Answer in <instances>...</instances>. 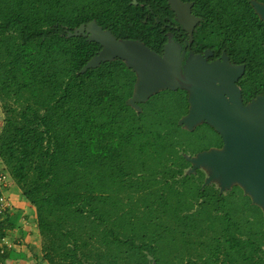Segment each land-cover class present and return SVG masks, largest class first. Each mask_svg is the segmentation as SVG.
Listing matches in <instances>:
<instances>
[{"label":"trees","instance_id":"16d2710c","mask_svg":"<svg viewBox=\"0 0 264 264\" xmlns=\"http://www.w3.org/2000/svg\"><path fill=\"white\" fill-rule=\"evenodd\" d=\"M194 1L198 45L242 63L244 104L264 95V19L252 4L264 0ZM167 12V0H0V160L35 207L48 264H264L262 208L238 184L221 191L190 171V157L223 140L205 121L179 122L188 90H159L136 109L125 60L82 71L101 45L70 35L81 24L162 55L154 16Z\"/></svg>","mask_w":264,"mask_h":264},{"label":"water","instance_id":"95a60500","mask_svg":"<svg viewBox=\"0 0 264 264\" xmlns=\"http://www.w3.org/2000/svg\"><path fill=\"white\" fill-rule=\"evenodd\" d=\"M168 1L176 20L191 31L198 21L190 12L192 3ZM252 4L256 13L264 19V3L252 1ZM80 34L101 45L82 71L118 57L136 72L134 92L127 101L132 107L139 109V102L159 90L186 88L189 108L179 122L192 129L205 121L223 140L220 148L190 157V171L199 167L206 169L205 184L219 178L221 191L238 184L253 203L264 209V95L243 103L240 87L236 83L244 71L243 65H230L225 62L226 57L221 62H207L201 55H191L182 70V54L172 42L165 45L160 55L137 39H117L95 20L81 24L70 32V35Z\"/></svg>","mask_w":264,"mask_h":264},{"label":"crops","instance_id":"0c3cea01","mask_svg":"<svg viewBox=\"0 0 264 264\" xmlns=\"http://www.w3.org/2000/svg\"><path fill=\"white\" fill-rule=\"evenodd\" d=\"M2 124L3 113L0 108V130ZM0 173H7L1 160ZM0 194L10 204L2 218L5 223L4 236L9 244L3 245L0 240V264H48L43 258L35 207L24 198L20 188L9 176L7 184L0 185Z\"/></svg>","mask_w":264,"mask_h":264},{"label":"flooded vegetation","instance_id":"af4514ba","mask_svg":"<svg viewBox=\"0 0 264 264\" xmlns=\"http://www.w3.org/2000/svg\"><path fill=\"white\" fill-rule=\"evenodd\" d=\"M182 2L192 3V5L190 6V12L195 18H198V21L192 26L191 31H188L187 29H185L183 24H181L180 22L176 20L175 12L170 7V4H169V7L172 10V15H170L167 12L166 14L162 15L160 19L154 16V18H156L160 24V29H162V31H164L165 33L166 39L163 43L162 50L164 49L165 45L169 42H172L173 44L177 45L179 48V54L180 55L182 54V60H181L182 70H183L185 63L187 62V59L191 55L192 56L201 55L206 58L207 62H214V61L221 62V61H224V58L226 57L227 58L225 60V62L227 61L226 63L230 65H241L242 63H236L232 61L231 58L229 57V53H226L225 49H222V48L217 49V48H212V47H201L198 45V40L194 38V32H195L196 27L202 21V17L194 12V4H195L194 0L182 1ZM238 80L236 81V83L238 82Z\"/></svg>","mask_w":264,"mask_h":264},{"label":"built area","instance_id":"2783aa9c","mask_svg":"<svg viewBox=\"0 0 264 264\" xmlns=\"http://www.w3.org/2000/svg\"><path fill=\"white\" fill-rule=\"evenodd\" d=\"M7 174L6 173H0V185L5 186L7 184ZM10 204L8 201L5 199L3 195L0 194V219L4 217V215L7 213L9 210ZM1 243L4 245L9 244L5 236H1Z\"/></svg>","mask_w":264,"mask_h":264},{"label":"rangeland","instance_id":"374dc122","mask_svg":"<svg viewBox=\"0 0 264 264\" xmlns=\"http://www.w3.org/2000/svg\"><path fill=\"white\" fill-rule=\"evenodd\" d=\"M203 169H204V168H203ZM204 170H205L206 173H208L206 169H204ZM212 182L215 183L217 186L220 185V179H219V178H216V179L212 180ZM219 187H220V186H219ZM263 212H264V209H263Z\"/></svg>","mask_w":264,"mask_h":264}]
</instances>
